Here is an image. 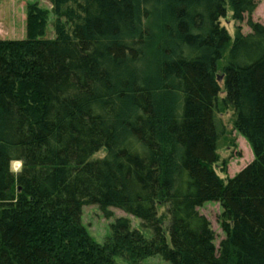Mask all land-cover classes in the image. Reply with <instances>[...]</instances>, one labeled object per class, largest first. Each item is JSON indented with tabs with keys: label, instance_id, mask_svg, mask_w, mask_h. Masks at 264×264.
Instances as JSON below:
<instances>
[{
	"label": "trees",
	"instance_id": "trees-1",
	"mask_svg": "<svg viewBox=\"0 0 264 264\" xmlns=\"http://www.w3.org/2000/svg\"><path fill=\"white\" fill-rule=\"evenodd\" d=\"M47 1L53 39L30 3L27 38L0 40V264H264V26L233 41L221 27L259 0ZM221 80L255 155L227 181ZM208 202L222 206L219 246ZM93 205L152 238L122 217L98 244L81 222Z\"/></svg>",
	"mask_w": 264,
	"mask_h": 264
},
{
	"label": "rangeland",
	"instance_id": "rangeland-1",
	"mask_svg": "<svg viewBox=\"0 0 264 264\" xmlns=\"http://www.w3.org/2000/svg\"><path fill=\"white\" fill-rule=\"evenodd\" d=\"M38 3L39 7L46 13L47 25L45 28V38H54L55 17L52 12V5L47 0H0V40H25L28 35V5ZM252 20L264 26V0H259L255 12L250 16H245L243 22L233 20L232 12L228 11L227 17L221 20V27L225 28L232 41L235 39L238 28L244 35L251 32L248 21ZM158 28V27H157ZM154 32L157 30L154 29ZM221 74V73H219ZM219 85L222 93L219 95V104L217 109V123L220 131V140L218 143L219 162L214 166L217 175L224 181L235 177L247 165L253 162L255 155L248 140L239 134L234 128V112L232 109H226L222 105L225 98L224 83L221 80ZM105 152L102 151L95 158H103ZM20 163L13 165L14 172H18ZM225 171V172H224ZM112 216H104L98 206H85L82 211L81 222L88 230L91 237L100 245H104L111 235V227L118 218H128L131 221L132 228L141 231L147 239L152 238V232L142 226V221L134 218L125 212L117 209H110ZM165 208L159 209V214H163ZM199 213L205 216L211 223V228L216 234L215 244L219 246L225 238L221 227L220 216L222 206L217 202H208L199 208ZM168 223H166V226ZM169 237V236H168ZM116 264H170L160 256L151 257L142 261H132L127 257H117Z\"/></svg>",
	"mask_w": 264,
	"mask_h": 264
}]
</instances>
